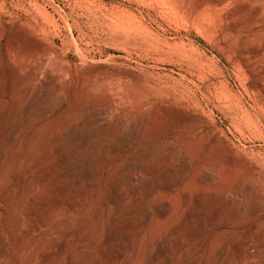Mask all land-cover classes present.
Returning a JSON list of instances; mask_svg holds the SVG:
<instances>
[{
  "label": "rangeland",
  "instance_id": "374dc122",
  "mask_svg": "<svg viewBox=\"0 0 264 264\" xmlns=\"http://www.w3.org/2000/svg\"><path fill=\"white\" fill-rule=\"evenodd\" d=\"M0 264H264V0H0Z\"/></svg>",
  "mask_w": 264,
  "mask_h": 264
},
{
  "label": "bare ground",
  "instance_id": "6f19581e",
  "mask_svg": "<svg viewBox=\"0 0 264 264\" xmlns=\"http://www.w3.org/2000/svg\"><path fill=\"white\" fill-rule=\"evenodd\" d=\"M11 72H13V71H11Z\"/></svg>",
  "mask_w": 264,
  "mask_h": 264
}]
</instances>
